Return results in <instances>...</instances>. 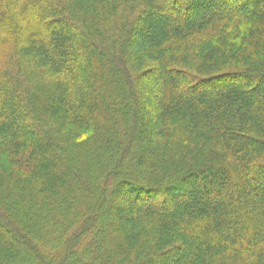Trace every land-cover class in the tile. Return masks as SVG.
Listing matches in <instances>:
<instances>
[{"label":"trees","instance_id":"16d2710c","mask_svg":"<svg viewBox=\"0 0 264 264\" xmlns=\"http://www.w3.org/2000/svg\"><path fill=\"white\" fill-rule=\"evenodd\" d=\"M1 142L0 264H264V0H0Z\"/></svg>","mask_w":264,"mask_h":264},{"label":"rangeland","instance_id":"374dc122","mask_svg":"<svg viewBox=\"0 0 264 264\" xmlns=\"http://www.w3.org/2000/svg\"><path fill=\"white\" fill-rule=\"evenodd\" d=\"M179 12V11H178ZM151 14V16L150 17H152L153 18V22H155V18H157L158 16H161V17H165V16H168V15H170L171 14V12H168V11H165L164 9H157V10H155L153 13H150ZM172 15V14H171ZM148 16H146V18H144V19H148L147 18ZM142 25V24H141ZM151 26V25H150ZM135 29V28H134ZM138 42V40L135 38V43H137ZM227 85V84H226ZM204 87V89H205V87L207 88L208 87V85H204L203 86ZM211 88H215V86H210ZM12 141V139L10 140V141H7L8 143H10ZM5 142V141H4ZM4 142H1L0 144H4ZM207 172H209V173H213L212 171H207ZM261 182L262 183H260L259 185H262V184H264V178L263 179H261ZM206 195V196H205ZM195 198L196 199H199L200 201H202L203 203H205V201H207V200H209V199H206L207 198V196H209V198H210V201H212L213 202V200H215L216 199V197L217 196H215L214 195V193H212V192H210V194L208 195V194H204L203 195V192L201 191V190H198L196 193H195ZM205 196V197H204ZM206 199V200H205ZM153 200H155V199H153ZM156 201V200H155ZM119 202V201H118ZM118 202L117 203H115V205H114V207H116L117 206V204H118ZM211 204V203H210ZM167 210H170V208L169 209H167ZM8 227H10V225L8 226ZM39 228V227H38ZM30 229V228H29ZM27 229H26V227H25V231H26ZM31 230V229H30ZM25 235H29V232L28 233H24ZM180 246H182V244H180ZM179 254V250L177 251H175V253H173V255L172 256H176V255H178ZM166 261H171V257H168V259H166L165 260V262ZM50 264H52V262H50ZM54 264V263H53Z\"/></svg>","mask_w":264,"mask_h":264},{"label":"bare ground","instance_id":"6f19581e","mask_svg":"<svg viewBox=\"0 0 264 264\" xmlns=\"http://www.w3.org/2000/svg\"><path fill=\"white\" fill-rule=\"evenodd\" d=\"M195 181H197V182H195ZM201 181H202L201 179L198 180V177L193 178V181L188 186V190L191 189L194 186V184L197 185V184L201 183Z\"/></svg>","mask_w":264,"mask_h":264}]
</instances>
